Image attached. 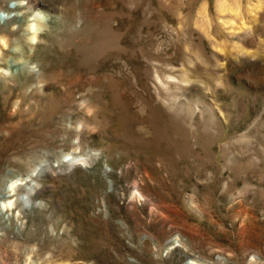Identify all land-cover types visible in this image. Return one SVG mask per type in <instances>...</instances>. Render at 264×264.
<instances>
[{
  "label": "rangeland",
  "instance_id": "374dc122",
  "mask_svg": "<svg viewBox=\"0 0 264 264\" xmlns=\"http://www.w3.org/2000/svg\"><path fill=\"white\" fill-rule=\"evenodd\" d=\"M32 1L0 0V264H264V0Z\"/></svg>",
  "mask_w": 264,
  "mask_h": 264
},
{
  "label": "bare ground",
  "instance_id": "6f19581e",
  "mask_svg": "<svg viewBox=\"0 0 264 264\" xmlns=\"http://www.w3.org/2000/svg\"><path fill=\"white\" fill-rule=\"evenodd\" d=\"M39 4H38V2L36 1V0H33L32 2H30V8H32V7H37ZM19 7L20 6V4L18 3V4H16V7ZM35 17H36V19H37V22H39L40 21V14H37V15H35ZM41 22V21H40ZM33 28V27H32ZM1 30V29H0ZM2 30H4V29H2ZM35 35V34H34ZM37 38V36L35 35V36H33V37H31V39H24L25 40V44H27V46H29V49L31 50L32 49V47L34 46L33 44V42H35L34 40ZM24 40H23V42H24ZM21 44V43H20ZM13 47H14V45H13ZM12 47V48H13ZM12 48H11V50H12ZM15 48V47H14ZM20 48V47H19ZM27 48V47H26ZM18 49V48H17ZM13 51V50H12ZM21 59V58H20ZM5 60V59H4ZM14 60V59H13ZM2 61H3V59H2ZM14 61H16V60H14ZM18 61V60H17ZM20 62V61H19ZM18 62V63H19ZM7 63H8V61H7ZM11 63V62H10ZM13 63H15V62H13ZM9 64V63H8ZM75 162H77V161H75L74 159H72V160H70V164L71 165H74V163ZM76 164V163H75ZM17 182V181H16ZM12 183V182H11ZM24 183V182H23ZM23 183H21V184H23ZM17 184V183H16ZM11 187V186H10ZM5 190H9V187H7ZM25 202H27V199H28V196L27 195H24V196H22L21 197Z\"/></svg>",
  "mask_w": 264,
  "mask_h": 264
}]
</instances>
